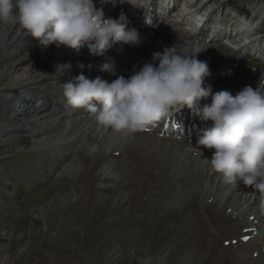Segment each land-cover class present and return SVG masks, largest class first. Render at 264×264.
<instances>
[{
  "label": "bare ground",
  "instance_id": "1",
  "mask_svg": "<svg viewBox=\"0 0 264 264\" xmlns=\"http://www.w3.org/2000/svg\"><path fill=\"white\" fill-rule=\"evenodd\" d=\"M175 1L177 0H161L160 8L165 3L168 5L167 12L162 14V18L144 14L141 18L142 22L137 27H131L130 14L140 7L134 0H116L115 5L111 3L100 5L97 0L96 6L103 8L106 17L118 19L123 16L122 22L126 27L136 28L141 35L139 46L124 45L120 53L108 51L107 55L115 61L114 75L100 71L104 58L93 56L86 47L79 52L63 46L57 48L55 45L42 49L37 40L25 36L16 28L9 29L7 36L0 40V144L15 142L18 147L23 145L26 151L34 150V155L38 154V161L39 155L46 160L47 170L40 166H42V182L47 183V188L43 190L42 203L36 207L37 210L42 209L47 212L50 209L55 211L60 209V205L54 201L59 196L60 187H66L65 184L69 179L73 180L70 183L71 193L68 197L63 195L60 200L63 203H73L79 199L80 207L82 206L80 209H85L101 191L121 194L134 182L138 185L150 183L151 191L139 195L137 207L141 211H147L146 209L158 196L162 202L166 201L177 206L197 204L195 206L199 208L197 213L189 212L192 210L188 209L183 219L179 216L174 217L175 221L180 220L176 222V226L185 230L186 236L194 244L189 251L192 252L197 246V240L203 237L209 241V248L215 249L211 255L214 261L217 257L234 253L242 264H264V258L254 261L247 253L240 252L242 248L253 252L256 249L247 248L253 245L258 247L259 254L264 256V230H260L264 226V190L252 186L238 188L242 182L237 186L226 184L222 176L215 173L211 167L202 166L201 160L210 159L212 150L204 149L202 146L196 148L189 143L194 142L198 145L197 141L203 129L206 128L207 123H210L204 120L197 121L198 110H192L190 120L189 116L187 118L183 115L184 109H188L185 107L155 127L135 134H126L106 128L95 119L94 114L84 109L67 106L62 95V83L69 82L80 74L89 79L99 76L109 82L117 76L127 78L134 71H138L144 63L150 61L153 52L162 51L163 48L173 45L182 54L195 56L207 62L211 75L206 78L205 85H211L212 93L227 90L235 95L245 86L253 87L261 81L256 67L247 69L246 75L239 74L238 77L236 74L231 78V75L226 73L232 72L239 64L226 69H220L218 65L213 66L210 61L214 57L213 51L208 46L221 34L224 35L223 40L226 39L224 42L233 43L234 45H231L239 49L243 46L247 48L248 45L253 47L254 54L256 53V58L259 59L264 57V43L262 44L264 32L260 30L254 32V35H257L253 38L248 37L251 32L248 27H244L246 23L244 25L236 23L238 18L234 15L231 16L229 23L213 25L210 39L206 33L202 38L200 37V33L202 32L203 35L207 30L206 22L194 36L187 28L180 27L181 24H187V17H178V12L170 14V9L175 7ZM201 1L203 5L206 2H212L211 4L214 2V0ZM198 2L200 1L195 0L190 6L195 7ZM199 10L200 7L195 8L196 15L191 17L188 24L192 22L195 26L196 23L201 22ZM216 10L213 8L210 14ZM142 12L140 9L138 14ZM154 19L161 20L155 23V27L152 25L156 22H153ZM237 25H240L238 29ZM224 27L228 28V33L237 30L236 36H247V43H238L234 36L228 33L226 35L227 31ZM67 62L71 63V68L62 75L56 73V65ZM80 65L84 67L81 68ZM222 78L229 80L226 85L218 84ZM260 88L264 89V83ZM37 100H40L41 104H38ZM199 102H203L201 105L204 106L209 105L211 94ZM178 126H181V131L177 133ZM199 130L200 134L196 136V141L192 140V134ZM11 133L16 134L11 136ZM87 144L91 146L86 148ZM56 156L60 158L57 160ZM113 159L115 165L111 163ZM53 161L59 164L55 172L50 170ZM99 162L106 164L105 168L94 174L96 168L100 166ZM104 179L110 183L101 187L95 184L96 181ZM153 182L156 184H152ZM137 192L144 191L140 188H132L127 199L135 196ZM114 197L115 195H112L110 200ZM255 200L258 201V206H263L261 209L257 210V206L249 207ZM132 207L135 208V204L128 203V209ZM249 209L252 210L247 212ZM203 211L204 214L200 216ZM202 222L208 224L206 227L211 229V232L205 231L203 227L199 230L195 227ZM217 234H220L219 238ZM244 237L248 239L245 240ZM196 258L197 255L192 253L190 256L188 251H184L180 264H193L192 261ZM212 264L216 263L212 262Z\"/></svg>",
  "mask_w": 264,
  "mask_h": 264
},
{
  "label": "clouds",
  "instance_id": "2",
  "mask_svg": "<svg viewBox=\"0 0 264 264\" xmlns=\"http://www.w3.org/2000/svg\"><path fill=\"white\" fill-rule=\"evenodd\" d=\"M96 3L0 0V40L16 28L37 40L42 49L55 45L79 52L86 47L93 56L104 58L100 71L114 75L115 61L108 51L139 46L141 35L136 28L126 27L123 16L106 17ZM98 3L115 5L116 0ZM70 68V62L57 64L56 73L62 75ZM210 75L207 62L182 54L173 45L153 52L151 60L127 78L117 76L109 82L80 74L62 83V95L67 106L84 109L101 125L126 134L155 127L182 108L198 110L210 122L197 141L212 150L210 159L201 160L202 166L211 167L226 184L242 182L264 190V90L245 86L235 95L227 90L212 93L211 85H205ZM210 94L211 103L199 109V101Z\"/></svg>",
  "mask_w": 264,
  "mask_h": 264
},
{
  "label": "rangeland",
  "instance_id": "3",
  "mask_svg": "<svg viewBox=\"0 0 264 264\" xmlns=\"http://www.w3.org/2000/svg\"><path fill=\"white\" fill-rule=\"evenodd\" d=\"M199 1L201 3H196L195 7H185L187 24L180 26L187 28L194 36L198 29L192 22L188 23L191 21L190 18L196 15L195 8L200 7L199 14L203 15L206 9L213 4L217 10L208 17L207 28L215 22L220 25H223L224 22L229 23L228 21L231 19L228 13L232 12L238 18L236 23H243V25L246 23L244 27H248L251 32L248 37L253 38L257 35H254V32L260 30L262 33L264 32L263 0H214L213 4L206 2L204 5L201 0ZM175 4L177 5V1ZM234 10H237L238 13H234ZM243 13L247 14L245 20L241 16ZM153 25L155 27V24ZM239 27L240 25H237V29ZM224 29L227 31H225L227 35L228 28L224 27ZM205 33L210 39L211 32L209 30L204 31L203 35L201 32L200 37L202 38ZM236 34L237 30L235 39L238 43L244 44L248 41L247 36H236ZM223 36L220 34L215 37L208 46L213 51L214 57L210 60L214 64L213 66L218 65V68L226 69L239 64L231 72V78L236 74L238 77L239 74L246 75L247 69L256 67L261 81L254 84L253 88L262 87L264 57L257 59L256 53L254 54V51L251 50L253 47L251 48L249 45L247 48L243 46L239 50L229 46L224 42L226 39L223 40ZM259 37L261 36L259 35ZM228 81L227 78H222L218 84L223 85ZM37 101L38 104H41L40 100ZM179 131H181V127ZM15 134L11 133L10 135ZM198 134H194V139ZM113 138L112 140H114ZM14 143L0 144V264H180V258L184 251H188L190 256L192 253L197 255L196 260L192 261L193 264H212V262L242 264L234 253L217 257L214 261L211 255L215 249L209 248V241L203 237L197 240V246L193 248L192 252L189 251L194 244L186 236L185 230L176 226V222L180 220L175 221L174 217L179 216L183 219L188 209L192 210L189 212L197 213L199 210L195 207L197 204L188 203L186 206H177L166 201L162 202L158 196L146 209L147 211H141L137 207L139 195L151 191L150 183L138 185L134 182L127 186L121 194L101 191L96 194L94 200L85 209H80L82 206L80 207L79 199L73 203H63L60 200L63 195L68 197L71 193L70 183L73 180L69 179L65 184L68 189L60 187L59 196L54 201L60 205V209L56 211L50 209L47 212L42 209L37 210L36 207L42 203L43 190L47 188V183H43L41 178V176L43 177L42 166L44 170L46 169V160L39 155L40 160L38 161V154L34 155V150L26 151L23 149V145L18 147L17 143ZM189 143L195 145L196 148L199 146L194 142ZM90 146L91 144H87L86 148ZM139 146L142 147L141 144ZM59 158L60 156L57 160ZM114 160H111L112 165L116 163ZM99 165L94 174L104 170L106 164L99 162ZM58 168L59 164L53 161L50 170L55 172ZM96 182L95 184H99L100 187L110 183L107 179ZM181 183L184 184V182ZM177 186L182 185L177 184ZM243 186L245 185L242 183L238 188ZM132 188H140L144 192H137L135 196L127 199L129 190ZM112 195L115 197L110 200ZM232 199L233 197L230 198V200ZM127 200L128 203L135 204V208L128 209ZM255 201L250 203L249 207L257 206V210L261 209L263 206H258V201ZM251 210L249 209L247 212ZM203 214L204 211L200 216ZM207 225L202 222L201 225L195 227L198 230L203 227L205 231L211 232V229H207ZM260 230L263 231L264 228L261 227ZM217 235L219 238L220 234ZM228 246L226 247L228 248ZM247 248L256 250L250 252L242 248L240 252L247 253L254 261L264 258L259 254L258 247L251 245Z\"/></svg>",
  "mask_w": 264,
  "mask_h": 264
},
{
  "label": "snow or ice",
  "instance_id": "4",
  "mask_svg": "<svg viewBox=\"0 0 264 264\" xmlns=\"http://www.w3.org/2000/svg\"><path fill=\"white\" fill-rule=\"evenodd\" d=\"M244 239H245V240H247V239H248V237H244Z\"/></svg>",
  "mask_w": 264,
  "mask_h": 264
}]
</instances>
